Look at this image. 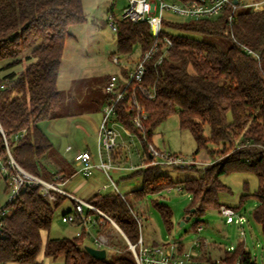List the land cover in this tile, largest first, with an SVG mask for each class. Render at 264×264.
<instances>
[{
	"label": "trees",
	"instance_id": "1",
	"mask_svg": "<svg viewBox=\"0 0 264 264\" xmlns=\"http://www.w3.org/2000/svg\"><path fill=\"white\" fill-rule=\"evenodd\" d=\"M237 8L200 20H175L170 16L173 13H168L163 34L172 38L173 45L160 65L154 64L158 53L148 61L142 81L155 87L156 96L146 98L138 89L135 91L148 114L143 131L135 126V111L128 106L133 85L117 105L114 118L139 137L145 163L122 178L141 176L142 185L124 197L114 190L99 192L88 201L112 217L132 242L139 236V224L132 213L134 202L136 206L145 205L151 194L180 186L192 196L190 216L219 209L223 203L220 195L232 192L223 177L233 172L257 176L256 191L244 193L241 203L247 195L257 198L253 216L264 232V8ZM86 21L83 0H0V159L5 164L11 154L33 175L53 180L59 174L51 172L46 162L54 144L43 124L71 112L65 110L68 98L58 80L66 40L73 36L70 28ZM117 34L118 53L129 58L147 50L153 41L146 22L119 21ZM212 38L229 44L224 48ZM126 74L122 70V75ZM174 113L179 116L180 128L194 136L195 154L205 149L214 159L204 168H184L196 175L180 180L163 172L162 168L169 165L149 164L152 158L148 144L154 131ZM22 130L24 134L19 135ZM5 177L8 181V175ZM55 193L57 199L51 201L39 185L25 184L15 199L6 203L10 212L0 237V263L42 264L38 260L43 249L42 232L50 230L55 209L67 199ZM154 205L171 226L170 206L157 200ZM71 224L81 226L79 220ZM106 228L96 227V232ZM82 231L74 237H49L44 254L53 259L62 255L64 264H136L123 240L111 241L110 247L122 252L113 261L95 258L80 244L81 236L87 233L84 228ZM125 245L128 247L127 242ZM224 260L258 264L244 241L227 251Z\"/></svg>",
	"mask_w": 264,
	"mask_h": 264
},
{
	"label": "rangeland",
	"instance_id": "2",
	"mask_svg": "<svg viewBox=\"0 0 264 264\" xmlns=\"http://www.w3.org/2000/svg\"><path fill=\"white\" fill-rule=\"evenodd\" d=\"M171 3L179 0H167ZM261 0H241L237 10L251 9L257 10L264 8V2L254 4ZM84 10L87 21L75 24L70 28L73 36L66 40L63 62L61 67L60 86L64 91L65 97L73 98L69 105L65 106L66 111H77L80 109L100 108L104 107V91L103 83L111 73H120L118 66L111 62V56L118 53V34L108 23V17L112 12L120 19L127 0H83ZM175 20H187L186 18L171 14ZM176 32V31H175ZM214 42L220 43L224 48L229 42L221 38H212ZM136 53L139 48L136 47ZM136 55V54H135ZM119 56H121L119 54ZM75 95V96H74ZM70 97V98H69ZM75 98V100H74ZM67 99V100H68ZM83 100V101H79ZM96 134L91 132L80 131L77 143L74 147L84 148L89 145L92 150L97 151ZM153 145L162 151H170L178 154L194 157L197 162H201L202 167L206 166L205 162L210 159V155L205 149L195 154L197 142L189 130L181 129L179 125V116L177 113L170 115L154 131ZM55 147L46 155V162L50 169L56 159ZM130 149V148H129ZM123 151V150H121ZM126 158L133 161L134 151H124ZM133 155V156H131ZM131 156V157H130ZM207 160H204V159ZM212 159V158H211ZM216 159H220V156ZM211 161H214L211 160ZM197 166V165H195ZM198 167V166H197ZM187 168V167H186ZM164 173L169 174L173 179L180 180L186 177L195 176L196 172L184 167L174 168L172 166H164ZM113 178L118 181L119 189L123 193H130L131 190L142 185V177L121 179L117 172H111ZM232 192H224L220 195L223 203L237 207V213L242 217V223L235 220L233 223H227L225 218L220 214L218 208H211L202 214L194 213L189 219L188 209L192 202V196L180 186L163 190L160 193L151 194L145 205H137L134 202V211L142 217L141 233L146 244L166 243L169 241L182 240L186 246L197 237H205L209 241L221 243L225 247L235 250L238 245L244 241L246 247L256 259L258 264H264V232L261 225L253 216L254 209L258 205V200L254 195H247L241 203V196L244 193H254L258 187L257 176L249 172H233L223 177ZM111 191V188L105 190L103 194ZM10 190L7 187L5 174L0 171V206L7 203ZM165 203L172 210V224L168 226L154 205V201ZM73 202L66 199L56 209L49 231L42 232L43 249L38 255V260L42 264H64L65 258L60 255L56 259L48 257L44 254V246L49 237L62 238L74 237L80 227L62 220L63 214L73 208ZM203 224L204 229L201 232L196 231V221ZM184 221V223H182ZM107 228L100 233L106 236L109 247H107V257L109 261H113L120 252L117 248L110 247L111 241H122L127 250L128 247L123 239L120 231L110 223L105 224ZM104 225V226H105ZM96 228H92L91 233H86L80 238V244L94 246V235L97 233ZM245 231V235L240 230ZM83 232V231H82ZM124 242V243H123ZM2 264V263H0ZM7 264H19L10 262Z\"/></svg>",
	"mask_w": 264,
	"mask_h": 264
},
{
	"label": "built area",
	"instance_id": "3",
	"mask_svg": "<svg viewBox=\"0 0 264 264\" xmlns=\"http://www.w3.org/2000/svg\"><path fill=\"white\" fill-rule=\"evenodd\" d=\"M261 2H264V0L256 1L254 4H260ZM239 4V0L237 3L234 0H179L173 3L167 0H127V5L124 7L120 19L113 12L109 15L108 23L115 30L117 29V23L119 21L148 23L153 35V41L147 50L140 51L134 57L129 58L117 54L111 56V62L119 67L121 73H111L104 85V91L108 98L103 107V118L97 142L99 160L98 162L94 161V154L89 149L78 150L75 154V162L79 171L89 176L95 170H101L108 180L106 184L102 185V189H107L109 186H112L115 191L123 196L111 172L114 169L121 168L135 170L145 166V163H130V165L123 167L116 165L114 154H117V150L119 149L118 138L120 132L117 129V125L120 122L115 120L114 116L117 105L125 98L129 87L133 85L134 92L129 99L128 106L135 111L133 117L135 126L143 131L144 120L148 114L137 99L135 91L138 89L146 98L152 99L156 96L155 87L151 85L146 86L142 84V81L145 78L148 61L158 53V58L154 64L156 66L160 65L168 49L173 45L172 38L163 34V20L167 18L168 13L194 20L216 17L231 9L235 10ZM229 18L230 20L233 19L232 14L229 15ZM122 70L127 71V74L122 75ZM24 132L25 130H22L19 135L24 134ZM148 147L152 158L149 162L151 165H171L182 168L197 165L198 167H202L200 165L202 163L197 162L194 157L170 151H162L153 145V143H149ZM70 148L71 146L67 147V149ZM211 162H206L205 165L207 166ZM10 168H13L14 171L10 172ZM0 170L5 175H8L7 183L10 187L8 201L14 200L25 184L39 185L40 191L51 201L57 199L56 191L73 202L74 206L72 210L64 214L62 220L70 223L76 220L80 221V230L77 231L76 235L82 234V228L90 234L92 228L103 226L108 222L120 231L133 254L136 264H240L239 260L235 263H228L224 260L226 252L232 251V249L225 247L221 243L209 241L203 236L193 239L188 246L182 240L146 244L141 233L143 219L135 211H132V213L139 224V236L136 242H132L112 217L87 199L63 189L61 186L63 177L60 174H57L53 181L45 180L24 170L17 164L11 154L9 155L7 164L0 159ZM179 188L181 189V187ZM218 210L227 223H233L235 220L242 223V217L237 213L234 206L222 203ZM9 212L10 210L6 204L0 206V237L3 235L6 225L5 219ZM203 229V224H197V232H201ZM240 233L245 235L243 229L240 230ZM94 246L107 249L109 245L106 236L102 233H96L94 235Z\"/></svg>",
	"mask_w": 264,
	"mask_h": 264
},
{
	"label": "crops",
	"instance_id": "4",
	"mask_svg": "<svg viewBox=\"0 0 264 264\" xmlns=\"http://www.w3.org/2000/svg\"><path fill=\"white\" fill-rule=\"evenodd\" d=\"M61 81V73L58 80V85L60 86ZM106 81V79H105ZM105 85V83H103ZM103 85V91H104ZM104 101L106 102V93L104 91ZM75 96V95H74ZM70 98V97H69ZM73 98L68 99L67 103L71 102ZM75 100V98H74ZM83 101V100H79ZM103 118V106L100 108L87 109L83 107V109L77 111H71L69 115L53 118L51 120H47L43 124V128L46 133L51 138L56 153V159L52 163L53 168L50 169L51 172L59 174L63 177L61 181V186L63 189L79 196L84 199L92 198L95 194L101 192L103 193L105 190L111 188V191H114L112 186H109L107 189H102V185L108 182L106 176L101 170H95L93 174L86 176L81 171L75 162V154L78 150L89 149L94 154V161L98 162L99 157L97 151L92 150L89 145L84 148L74 147L77 143V138L79 136L80 131L87 132L90 134L91 132L96 134V141L98 142L99 138V129ZM117 129L120 132V136L118 138L119 149L117 150V158L115 159L116 165L126 166L130 165L131 158H126V154L124 151L128 153L133 149V164H140L143 162V151L141 140L139 137L127 126L119 123L117 125ZM68 146H71L70 149H67ZM130 148V149H129ZM123 150V151H121ZM119 151V152H118ZM198 154V153H197ZM196 154V155H197ZM204 160H207L206 158ZM212 159H208L207 162H210ZM206 163V162H205ZM50 168V167H49ZM113 171L117 172L118 176H121V179L127 174H129L132 170L129 169H114ZM55 178V177H54ZM54 180V179H53ZM49 180V181H53ZM118 185V184H117ZM119 188V185H118ZM119 191L123 193L120 189ZM109 193V192H108ZM68 199V198H67ZM70 200V199H69ZM71 201V200H70ZM72 210V208H69ZM69 210H67L64 214H66ZM63 214V215H64ZM94 229V228H93ZM96 230V229H95Z\"/></svg>",
	"mask_w": 264,
	"mask_h": 264
},
{
	"label": "water",
	"instance_id": "5",
	"mask_svg": "<svg viewBox=\"0 0 264 264\" xmlns=\"http://www.w3.org/2000/svg\"><path fill=\"white\" fill-rule=\"evenodd\" d=\"M235 3L238 2V0H234ZM195 208H192L191 211H194ZM190 218V214L186 216V219ZM184 223V221L182 222ZM85 249L95 258L98 259H106L107 257V249L106 248H97L95 246L91 245H85Z\"/></svg>",
	"mask_w": 264,
	"mask_h": 264
}]
</instances>
